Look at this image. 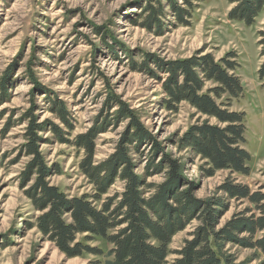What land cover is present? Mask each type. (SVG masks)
Masks as SVG:
<instances>
[{
  "label": "rangeland",
  "instance_id": "obj_1",
  "mask_svg": "<svg viewBox=\"0 0 264 264\" xmlns=\"http://www.w3.org/2000/svg\"><path fill=\"white\" fill-rule=\"evenodd\" d=\"M235 5L230 0H0V264H104L105 260L90 253L69 257L37 227L42 212L28 194L36 176L22 187L23 171L32 159L25 147L31 116L43 126L37 133L39 150L51 170L48 180L70 197L95 193L80 169L85 151L74 144L76 136L89 129L99 131L94 162L107 159L129 124V119L118 121V102L136 110L141 124L164 149L156 153L151 142L139 150L130 145L136 173L145 174L151 157L159 163L165 153L184 162L197 198L218 193L230 172L219 170L207 177L203 160L176 143L206 116L187 103L175 111L164 105L159 78L166 74L157 60L166 63L210 53L219 61L236 54L243 92L229 108L245 114L244 147L251 154V171L232 177L264 191V90L258 74L264 10L248 24L230 16ZM176 6L184 9L180 16ZM146 62L159 78L144 69ZM213 86L207 81L204 90ZM57 100L68 109L67 123L58 115ZM155 172L147 182L156 186L165 180L167 169ZM123 186L116 180L103 198L121 193ZM145 190L146 196L155 192L154 187ZM94 204L101 207L100 202ZM229 204L221 224L247 205L237 200ZM198 225L194 219L174 236L170 248H181ZM84 236L78 235V240L84 241ZM88 243L108 249L101 238ZM226 249L237 262L253 253L235 244ZM175 257L171 254L169 260Z\"/></svg>",
  "mask_w": 264,
  "mask_h": 264
},
{
  "label": "trees",
  "instance_id": "obj_2",
  "mask_svg": "<svg viewBox=\"0 0 264 264\" xmlns=\"http://www.w3.org/2000/svg\"><path fill=\"white\" fill-rule=\"evenodd\" d=\"M230 1L236 3L230 16L248 24L264 10V0ZM174 10L179 16L184 11L180 6ZM259 37L263 61L258 74L264 90V30L259 32ZM235 57V53H229L217 61L209 53L166 63L157 60L160 71L166 74L163 80L147 62L143 66L152 77L161 80L166 95L162 102L169 110H178L182 103H187L206 116L184 131L176 143L179 149L191 150L203 160V172L207 177L219 170L230 172L218 186L216 195L197 198L194 184L185 176L184 162L165 153L159 163H155L154 155L151 157L145 174L136 173L137 162L129 155L130 145L139 150L143 143L151 142L156 153L164 149L141 124L136 110L118 102V121L129 119V124L115 152L107 159L94 162L99 131L89 129L76 136L74 144L85 151L79 166L94 185L95 193L70 197L48 180L51 170L39 150L41 138L37 133L43 126L31 116L29 142L25 147L32 159L23 171L22 187L36 176L28 194L35 209L42 212L37 217L39 230L67 256L102 255L104 264H250L252 261L264 264L263 188L252 190L232 177L235 173L247 175L251 171L248 165L251 154L244 147L245 114L229 108L233 98L243 92ZM207 81L215 86L205 91ZM226 95L227 102L219 103L218 99ZM56 107L59 117L67 123L65 103L57 100ZM57 132L63 140V132L60 129ZM164 169L167 172L163 182L156 186L147 182L149 175ZM116 180L123 181V191L104 199ZM146 187H154L155 192L146 196ZM231 200L247 205L221 224ZM95 202H100L101 207ZM194 219L199 225L191 238L185 239L181 248L171 249L174 236ZM80 234H85L84 241L78 240ZM95 238H101L108 249L105 251L88 243ZM228 244L252 249V257L237 262L234 254L226 249ZM171 254L176 255L172 261L169 260Z\"/></svg>",
  "mask_w": 264,
  "mask_h": 264
}]
</instances>
